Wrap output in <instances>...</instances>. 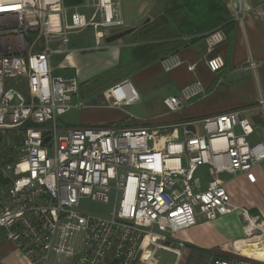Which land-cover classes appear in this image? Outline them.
<instances>
[{"label":"built area","instance_id":"2783aa9c","mask_svg":"<svg viewBox=\"0 0 264 264\" xmlns=\"http://www.w3.org/2000/svg\"><path fill=\"white\" fill-rule=\"evenodd\" d=\"M78 6L84 12L69 14L62 0H0V231L28 264H158L160 251L179 256L172 235L198 216L213 221L235 210L243 238L222 248L228 256L208 255L206 264H264L253 255L264 249V220L234 206L216 180L221 174L256 180L264 146L248 141L246 119L226 113L182 124L181 137L176 128L58 126L59 118L90 103L78 101L76 78L53 75L52 57L69 53L75 32L91 28L98 45L102 30L123 27L119 0ZM203 39L205 65L217 74L224 61L211 52L226 35L216 28ZM159 63L164 73L184 65L177 53ZM246 68L264 69V59L248 60ZM103 96L101 106L112 108L138 100L128 81ZM205 96L194 81L162 102L176 113ZM258 104L264 112V101ZM203 167L210 177L204 188ZM83 198L114 206L108 217L84 214ZM248 247L251 256L241 253Z\"/></svg>","mask_w":264,"mask_h":264},{"label":"crops","instance_id":"0c3cea01","mask_svg":"<svg viewBox=\"0 0 264 264\" xmlns=\"http://www.w3.org/2000/svg\"><path fill=\"white\" fill-rule=\"evenodd\" d=\"M132 7L135 13L126 14L119 0L123 26L137 29L126 36L122 43L104 45L101 40L97 45L94 35L91 47L77 49L73 45L70 47L69 41V53L52 57L53 75L63 79L76 78L80 82L78 98H93L88 102L90 106L72 110L77 112L76 117L66 119L61 123V128H176L181 137L179 125L232 113L246 119L251 125L252 133L248 141L264 146V112L258 104L260 100L264 101V69L253 72L246 68L248 60L264 59V0H184L183 30L178 32L175 39L163 42V47L158 42L142 41L137 33L148 12L152 11L150 9L154 7L158 16L164 13L162 0H139ZM216 28L223 30L226 41L211 55H220L224 66L219 73L212 74L205 65L210 54L207 53L203 36ZM159 44L158 49L147 48ZM136 47L141 51L145 47L140 58L133 55ZM173 53L181 57L184 65L164 73L159 62ZM190 65L195 68L193 72L186 69ZM118 68L122 71V81L129 82L138 100L121 108L97 104L95 98L100 89L88 93L90 84L102 75H107L106 82L109 83ZM194 81L203 84L206 96L180 112H169L163 105V99L177 94ZM108 88L100 91L99 103L104 100L103 91ZM142 105L151 112L155 108L158 110L154 114L143 113L139 110ZM152 107L154 109H150ZM253 173L256 177L253 184L247 182L243 175L221 174L216 180L224 186L234 206L246 208L264 220V160L254 167ZM198 175L204 188L210 180L208 169L200 168ZM242 238V222L237 211L213 221L198 216L195 225L172 235L179 245V256L160 251L158 264H206L211 253L228 256L222 252V248ZM0 264H28L13 242L6 239L3 231H0Z\"/></svg>","mask_w":264,"mask_h":264},{"label":"rangeland","instance_id":"374dc122","mask_svg":"<svg viewBox=\"0 0 264 264\" xmlns=\"http://www.w3.org/2000/svg\"><path fill=\"white\" fill-rule=\"evenodd\" d=\"M138 2H139V0H120V4L123 8V11L126 14L127 13L134 14L135 8H133L132 6H134V4H137ZM150 10H152V11H149L147 16H146V20H148V22H145L146 20H144L142 22L143 24H141L140 28H142L145 25H149V24L152 25L153 21L158 16L157 13L154 11V7H153V9H150ZM67 11L69 14L72 12H79V13L84 12L80 6H78L76 8H69ZM86 15L88 17L90 15V13H88ZM126 29H129V28H126L125 26H123V27H117V28L104 29V30H102L103 38L110 36L112 34H115L117 32H121V31L126 30ZM126 39L127 38H124V39L118 40V41L113 42V43L120 44L123 42V40L125 41ZM101 40H102V44L105 45L104 40L103 39H101ZM69 41H70L69 46L72 47V45H73L74 48H77V49H82V48L89 47V46L91 47L94 44V32L91 28H87V29H84L82 31L75 32L69 36ZM58 77H60V76H58ZM121 77H122L121 74H118V75L116 74L115 76H113L111 78L109 83L105 82L102 85L97 86L98 89H100L98 91L99 95L97 94L96 98H95L97 100V104H102V101L99 103V101L101 99L100 91H102L103 89H106L108 87H109L108 89H110L114 85L119 84L120 82H122V79H123ZM103 92H105V91H103ZM91 99H93V98L83 97V98H78V101L80 103L88 104V102H90ZM150 109H154V107H152ZM139 110L142 111L143 113L146 112L147 114H149L151 112V111H148L149 108H146L143 105L139 107ZM155 110H158V108H155L154 110H152L151 114H154ZM76 113H77L76 111H70L65 116L59 118L57 121L58 126L61 127V125H62L61 123L64 122L66 119H68V120L72 119L73 120L76 117ZM113 206H114V203L112 201H110L109 203H102V202H98V201H92L89 198H83L79 204V211L84 213V214H90V215H95V216H100V217H108Z\"/></svg>","mask_w":264,"mask_h":264},{"label":"trees","instance_id":"16d2710c","mask_svg":"<svg viewBox=\"0 0 264 264\" xmlns=\"http://www.w3.org/2000/svg\"><path fill=\"white\" fill-rule=\"evenodd\" d=\"M165 5L164 13L161 16H158L152 25H145L142 28H138L140 30L137 31L139 33V37H141L142 41L146 42H158L163 47V42L175 39L179 31L183 30L184 25V13H183V5L184 0H162ZM137 29L134 28V31ZM155 45L152 47H147L149 50L158 49V46ZM165 45V44H164ZM137 48V47H136ZM135 48V49H136ZM145 47H143L144 50ZM137 51L133 53L134 56H138L140 58L143 56V50L138 47ZM153 59V58H151ZM117 74H121L120 68L116 70ZM107 75L96 78L92 81L89 86V92L91 93L98 89L97 86L102 85L106 82Z\"/></svg>","mask_w":264,"mask_h":264},{"label":"water","instance_id":"95a60500","mask_svg":"<svg viewBox=\"0 0 264 264\" xmlns=\"http://www.w3.org/2000/svg\"><path fill=\"white\" fill-rule=\"evenodd\" d=\"M62 4L65 8H72V7H76L80 4H82V0H62ZM145 22H148V20H146ZM133 31H134V28H129V29L123 30L121 32H117L115 34L107 36L104 38V43L105 44H111L113 42L121 40V39L125 38L126 36L130 35ZM93 104H95V102H93ZM186 130L192 134L195 133V128L191 124L186 126ZM45 141H47V140H45Z\"/></svg>","mask_w":264,"mask_h":264},{"label":"bare ground","instance_id":"6f19581e","mask_svg":"<svg viewBox=\"0 0 264 264\" xmlns=\"http://www.w3.org/2000/svg\"><path fill=\"white\" fill-rule=\"evenodd\" d=\"M107 0H101V2L103 3V4H105V2H106ZM108 7V6H107ZM113 90H115V89H113ZM119 94H121V93H119L118 91L116 92V95H118L119 96ZM251 247H248V249L247 248H242V250H241V253L242 254H244V255H249V249H250ZM252 250V249H251ZM254 255V257L256 258V259H258V260H264V249H263V251L262 252H260V253H254L253 254ZM249 256H251V255H249Z\"/></svg>","mask_w":264,"mask_h":264}]
</instances>
